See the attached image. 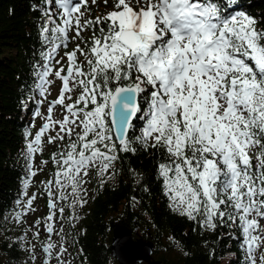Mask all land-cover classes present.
Listing matches in <instances>:
<instances>
[{
    "label": "snow or ice",
    "instance_id": "1",
    "mask_svg": "<svg viewBox=\"0 0 264 264\" xmlns=\"http://www.w3.org/2000/svg\"><path fill=\"white\" fill-rule=\"evenodd\" d=\"M92 5L98 0L43 5L37 104H45L55 80L60 88L46 114L39 107L33 113L43 120L35 135L26 133V199L18 201L17 224L37 211L39 193L27 191L43 171L35 156L68 143L51 154L56 170L41 181L47 214L28 226L21 244L29 243V231L40 241L42 229L44 264H66V209L88 203L92 171L102 186L116 174L120 153H135L128 133L139 119L137 139L168 154L158 172L170 207L206 231L215 232L218 222L238 225L244 264H264V30L238 10V0H111L110 10L88 18ZM70 38L79 43L67 51ZM58 107L62 118H54ZM35 247L26 249L33 262Z\"/></svg>",
    "mask_w": 264,
    "mask_h": 264
},
{
    "label": "trees",
    "instance_id": "2",
    "mask_svg": "<svg viewBox=\"0 0 264 264\" xmlns=\"http://www.w3.org/2000/svg\"><path fill=\"white\" fill-rule=\"evenodd\" d=\"M44 2L0 0V264H43L33 262L26 250L28 243L22 245L19 240L29 224L11 220L13 224L7 226L6 219L19 210L18 201L23 200L25 191L26 133L37 107L38 74L46 50L40 35ZM238 4V10L254 17L258 30H264V0H238ZM110 9V4L98 0V6L92 5L86 16L93 18ZM90 35L86 31L84 39L90 40ZM80 46L85 47L83 43ZM146 99H141L145 106ZM142 126L143 121L134 120L128 138L136 151L120 153L116 174L102 186L93 175L88 182V203L74 213L66 209L63 235L71 256L80 264H118L110 245L114 228L122 225L131 230L137 227L134 238L153 243V256L160 264H244L238 225L218 222L215 232L206 231L170 207L158 172L168 154L161 147H151V141L145 146L137 139ZM42 196L45 201L44 192ZM70 214L77 219L69 222Z\"/></svg>",
    "mask_w": 264,
    "mask_h": 264
},
{
    "label": "rangeland",
    "instance_id": "3",
    "mask_svg": "<svg viewBox=\"0 0 264 264\" xmlns=\"http://www.w3.org/2000/svg\"><path fill=\"white\" fill-rule=\"evenodd\" d=\"M109 4H110V7H111V0H109ZM71 35H74V33H72ZM83 35L85 36V32L83 33ZM75 41H76V43H79L75 39H71V38L69 39L68 47L66 49L67 51H71L72 49L75 48V46H76ZM64 51H65V49H61L60 50L59 56H57V59H59L60 57H62L64 55L63 54ZM78 56H79V54H78ZM79 59H80V61H83L80 57H79ZM65 66H66V61H65ZM49 79H54V78L53 77H49ZM59 88H60V82L58 80H55L54 84L51 86V88L49 90V94L47 96V101H51V100L56 98V96L58 95V92H59ZM37 97H38L37 100H39L40 99L39 95ZM37 100H36V103H37ZM47 101L42 106L37 104L36 110L39 107L40 110L44 114H46L47 113ZM63 114H64L63 110L59 109V107H58L56 112L54 113V118H62ZM42 123H43V120L41 118H39V117H35L34 118V116L32 115V117L30 119V122L28 124V127H27V133L30 132V133H32V136H34L35 132L38 130V128L40 127V125ZM52 134H55V133H52ZM30 138L31 137H29V139ZM65 141L68 142L67 139ZM57 145H62V146L65 147L64 141L59 142V143L54 144V145H48L46 147V150L42 154H37L35 156V165H38L39 167L43 168V171L39 172L36 177L32 178L33 182L29 186V188L27 189V191L29 193H33V192L39 193V198L34 204V207L37 209V211L34 212V213H30L26 217V223L29 224V225H31L38 218L42 219L47 214V211H48V210H46V200L47 199H45V201L43 199L42 192H44L43 191L44 185L41 183V181H45L47 179H51L52 176H53V173L56 170L55 166L51 162V159L46 157V156L47 155H51L52 154L51 151H52L53 147H55ZM24 155L27 157V148H26V150L24 152ZM38 155H40V157H38ZM42 160H48L49 163L47 165H42V164H40V161H42ZM52 169H54L53 170L54 172L52 171ZM51 172H53V173H51ZM110 172H111V170H110ZM93 175H96L95 171L91 172L89 178H92ZM85 187L87 188V199H88V197L90 195V192H91L90 188L88 186V183H87V185H85ZM25 199L26 198L23 197V200L20 201V202L22 203ZM18 209L20 210V204H18ZM6 220H7V226L13 224V221H11V220H15V214L10 215ZM57 224H59V223H57ZM33 231H35V230L33 229ZM41 231H42L41 239H40V241H37V242L33 239L32 231H31V234H30L31 236L28 239L29 243L27 245L28 248L31 247V244H35L36 245L35 253H36L37 257L35 259V262H37V263H42V260L45 258L44 255L40 251L37 250L39 248V246L43 242H46V239H47L46 233H43L42 229H41ZM52 239H53L54 242L57 243V245L59 247V244L61 243L60 238L58 236H53ZM69 245L70 244H66L67 248H68ZM262 250H264V247H262ZM68 253H69V249H68ZM259 255H260V251L257 252V258H259ZM63 259L66 261V264H80V262L77 260V258L74 257V256L72 257L70 253L66 254L65 257H63ZM52 264H56L55 258H53Z\"/></svg>",
    "mask_w": 264,
    "mask_h": 264
},
{
    "label": "water",
    "instance_id": "4",
    "mask_svg": "<svg viewBox=\"0 0 264 264\" xmlns=\"http://www.w3.org/2000/svg\"><path fill=\"white\" fill-rule=\"evenodd\" d=\"M137 232V227L131 230L125 226L117 225L112 233L111 256L118 264H160L161 262L153 256L155 251L153 243L142 238L135 239L133 235ZM37 250L45 257L42 245ZM44 260L45 258L42 260L43 264Z\"/></svg>",
    "mask_w": 264,
    "mask_h": 264
},
{
    "label": "flooded vegetation",
    "instance_id": "5",
    "mask_svg": "<svg viewBox=\"0 0 264 264\" xmlns=\"http://www.w3.org/2000/svg\"><path fill=\"white\" fill-rule=\"evenodd\" d=\"M68 142L67 141H64V144L66 145ZM64 146H62V145H57V146H55V147H53V149H52V153L53 152H58V151H60L61 150V148H63ZM38 157H40V155H38ZM46 157H48V158H50L51 157V155H47ZM28 163H29V161H28ZM28 166V165H27ZM54 172V171H53ZM53 172H51V173H53ZM47 197V196H46ZM46 202H47V200H46ZM37 242V241H36Z\"/></svg>",
    "mask_w": 264,
    "mask_h": 264
}]
</instances>
